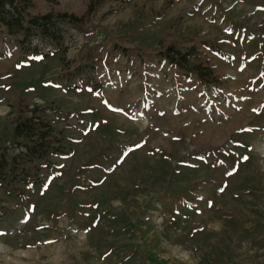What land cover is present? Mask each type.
Listing matches in <instances>:
<instances>
[{"label":"rangeland","instance_id":"obj_1","mask_svg":"<svg viewBox=\"0 0 264 264\" xmlns=\"http://www.w3.org/2000/svg\"><path fill=\"white\" fill-rule=\"evenodd\" d=\"M16 3L72 23H0V264H264V0Z\"/></svg>","mask_w":264,"mask_h":264},{"label":"trees","instance_id":"obj_2","mask_svg":"<svg viewBox=\"0 0 264 264\" xmlns=\"http://www.w3.org/2000/svg\"><path fill=\"white\" fill-rule=\"evenodd\" d=\"M65 15L53 16L44 14L39 16H26L22 9L17 6L16 0H0V23L5 25L8 32L11 34H23L20 43L23 45L30 43L32 38H40L42 41L50 45H55L63 39V28L58 23H72L65 18ZM71 25V24H69ZM180 58H184L181 56ZM201 76L205 77V72L197 71ZM26 122V121H25ZM21 122L16 125L15 133H29L34 129V124H26ZM40 141L35 138L34 142ZM42 142V141H40ZM38 146L26 147L27 153L37 159H42L47 155L48 148H45L42 143H37ZM15 158L7 157V154H0V186L7 182L13 181L12 175ZM19 164V163H18Z\"/></svg>","mask_w":264,"mask_h":264},{"label":"bare ground","instance_id":"obj_3","mask_svg":"<svg viewBox=\"0 0 264 264\" xmlns=\"http://www.w3.org/2000/svg\"><path fill=\"white\" fill-rule=\"evenodd\" d=\"M251 95V94H250ZM195 144H196V142H195ZM206 171V170H205ZM205 173V172H204ZM211 174V173H210ZM199 175L201 176V174L199 173ZM207 175V174H206Z\"/></svg>","mask_w":264,"mask_h":264}]
</instances>
